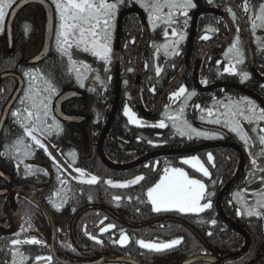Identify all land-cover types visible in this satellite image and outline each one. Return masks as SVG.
<instances>
[{"label": "trees", "instance_id": "16d2710c", "mask_svg": "<svg viewBox=\"0 0 264 264\" xmlns=\"http://www.w3.org/2000/svg\"><path fill=\"white\" fill-rule=\"evenodd\" d=\"M18 1L14 0L13 5ZM40 12V7L33 2L18 9L11 28V45L9 35L5 31L6 27L0 29V120L7 102L18 87V76L24 80V88L10 109L0 135V171L7 177L0 176L2 192L0 226L10 228L14 225L8 197L3 191H10L14 186L22 185L35 192L54 213L59 225L58 249L61 256L66 259L89 261L99 256H124L135 258L142 264H178L199 254L223 256L242 249L245 245L244 236L228 227L219 218L216 210L220 192L237 172L239 166L237 151L229 147H215L196 153L210 170V176L206 178V197L212 203L210 209L199 214L153 211V206L146 196L147 189L159 181L166 167L183 166L182 160L189 155H161L127 170H116L106 166L100 157L98 143L115 102L114 64L112 63L109 68L110 79L91 81L89 78L92 76H90L82 87L73 65L68 61L67 56L61 54L58 45L55 44L57 32L54 39L55 48L51 47L52 50L50 49L48 55L39 63L27 62L25 59L28 46L32 39L39 40L41 34ZM215 19L220 20L217 17ZM142 35L139 16L132 14L126 17L122 33L121 91L118 109L103 142L107 158L119 165L132 163L153 152L182 150L198 143L196 140L181 136L171 125H166L165 128L153 127L150 124L135 125L124 114L126 108L136 110L134 91L138 78L137 54ZM204 44V42L195 44L194 55ZM182 52L183 55L186 50L182 49ZM149 59H152L151 52L145 47L140 92L146 108L152 110L161 90L180 70L184 58L180 57L176 70L169 69L171 76L164 72L158 77L153 73L152 67L147 68ZM254 60L257 70L264 75V53L257 55L255 53ZM170 63L172 60L168 62ZM191 68L192 66L186 72L181 85L196 93L190 106L199 104L202 108L207 107L212 101L213 94L218 90L198 91ZM26 72L48 80L58 93L50 106L52 111L49 115L56 117L61 128L59 131L53 128L46 136H40L45 144L50 145L47 152L36 147L30 138L23 135L20 120L11 115L13 111L27 106L20 104V100L24 98L29 88V77L25 75ZM244 72L252 76L249 63L236 75L229 76L223 73L213 62L211 50L202 64L200 81L203 84L207 81L206 85L223 81L243 84L240 73ZM255 81V87L245 86L264 97V82ZM152 89L155 91L153 92ZM65 93L75 95L66 98L63 103L66 113L72 116L73 121L58 118L52 108L55 100ZM232 93L239 92L233 89ZM235 96L240 100L239 98L245 95L235 94ZM221 99L222 96L218 97V100ZM167 106L166 101L162 102L159 112L149 120L161 121L163 110ZM259 128H264V121L260 122L258 131ZM85 132H88V135H85ZM260 134L264 135V133ZM232 136L234 141L239 142L237 137ZM18 139H23L24 144L31 146V155L17 158L16 153L25 150L24 144L17 145ZM239 143L245 148L244 144ZM48 152H51L69 171L80 168L89 175L97 176L98 183L92 185L82 183L73 178L79 175L75 172L72 175L67 173L61 175ZM209 153L213 156L211 162L207 159ZM251 159V156H247L244 175L222 201L226 215L248 233L251 245L241 259L227 264H264V214L261 216L237 214V209L243 212V202L255 205L258 194L264 192L263 186L259 192L255 191L252 195H247V198L241 194L248 187L264 181V171L258 166L254 167ZM259 161L264 163V157L257 159V165L261 163ZM190 171L192 174H199L192 169ZM136 176H143L144 180L126 188H113L106 183L108 179L124 183ZM61 180H66V183L62 184ZM57 192L59 196L56 195ZM237 193L240 194L239 198ZM116 196L121 199L116 201L114 199ZM65 197L66 202L60 210H57L54 204L61 203ZM16 202L22 218L21 227L14 234H0V264H20L21 256L25 258L23 264H45L44 260L37 261L36 257L51 256L50 222L44 212L26 194L17 193ZM259 211L264 213V208ZM212 221L215 223L213 224ZM108 225L115 227L102 231ZM121 232L129 236V241L123 246L115 243L120 239ZM90 236H95L102 243L90 239ZM32 238L43 243L18 245L12 243L17 239L24 241ZM140 239L156 242L181 239V243L172 249L156 252L140 247L137 244ZM51 264L60 263L52 258ZM102 264L129 263L112 261Z\"/></svg>", "mask_w": 264, "mask_h": 264}, {"label": "snow or ice", "instance_id": "6c2138e0", "mask_svg": "<svg viewBox=\"0 0 264 264\" xmlns=\"http://www.w3.org/2000/svg\"><path fill=\"white\" fill-rule=\"evenodd\" d=\"M139 2V0H138ZM211 2V0H210ZM14 0H0V27L4 25L8 10L12 7ZM55 4L56 11L60 16V32L57 35L56 43L58 50L62 55L67 56L68 61L72 65H76L78 61L73 57L71 49L75 46L77 49H81L84 53H91L93 57L99 58L105 63H109L111 60V29L113 21L120 4L125 3V0H52ZM150 14V18L154 22L163 21L166 25L179 24L178 17L182 16L187 18L188 9L194 8L195 4L193 0H148L147 3H142ZM168 11L165 12L164 9ZM243 10L245 13H249L250 7L248 0H244ZM229 14L232 16L233 21L237 19L236 13L231 8L228 9ZM252 22V29L255 31L257 28V21L259 26L264 27V5L260 6L259 15L253 18L249 17ZM184 24H187V19L184 20ZM27 27V26H26ZM211 30V29H210ZM214 31V30H211ZM239 31V28H237ZM173 36L178 35L175 28L172 29ZM168 33L165 32V36ZM211 37L204 35L203 40H208ZM180 39H184L183 35H180ZM134 43V41H133ZM239 37L236 38V43L228 49V53L233 55V59L236 64H242L244 62L243 52L240 47ZM175 46V43H174ZM258 46L264 47V40L258 42ZM219 63V62H218ZM225 72L236 75L235 64L230 63L225 69ZM157 76L160 74V68L156 70ZM243 78H246L248 74L246 72L240 73ZM29 77V88L24 94V98L20 100L21 105L27 104L26 107H22L13 111L11 115L16 117L21 122L23 129V135L30 138L36 147L44 149L46 152L50 145H47L40 138L41 135H47L53 128L57 131L60 130L61 125L57 121L54 115L50 116L51 104L56 95H58L56 88L48 80H44L38 75H32L30 72L25 73ZM79 79V75L77 77ZM97 79L99 77L97 76ZM110 79V77H109ZM206 84L207 81H204ZM83 87V85H81ZM154 92L155 89H152ZM185 86H181L176 92H174L170 99L175 102L180 97H184V103L190 99L191 96L196 95L195 92H191L188 95ZM197 109H200V105H195ZM202 112H206V117L202 116L201 119L207 121L209 124L222 125L230 132L236 133L246 145L253 144L248 131L243 127L242 121L248 124H254L258 121H264V109L257 110V106L251 100H242L238 102H232L224 105V111L216 114L213 109H200ZM185 109L181 107L179 109V115L172 116L173 127L177 133L181 136H186L189 140L193 138L214 139L222 138L220 133L210 130H200L193 127L186 119H182ZM128 116L129 120L133 123L139 124L140 121L136 119L135 113H132L130 109L125 110L124 113ZM180 121L177 126L176 121ZM51 121V124H49ZM153 127L165 128L166 124L163 120L158 125H152ZM255 130V129H253ZM260 133H264V128L259 129ZM259 144L264 146V135H259ZM17 145L24 144L23 139L17 140ZM54 147V146H53ZM24 151L16 153L17 158L21 156L31 155V146L24 144ZM48 155L56 163L57 168L61 175L67 173L72 175L73 172L78 173V176H74V179L80 180L82 183L89 185L98 183L99 178L95 175H89L85 170L75 168L69 171L60 161L57 160L51 152ZM251 163L254 167H260L261 171H264V165H257V159L264 157V147L258 152L251 153ZM208 161H212V154L209 153L207 157ZM184 164H190L197 171L202 172L204 176H209L208 169L196 156L190 159L183 160ZM144 180L143 176H136L134 179L124 183H117L111 179H108L106 183L113 188H126L130 185L138 184ZM61 183H66V180H61ZM59 196V192L56 193ZM148 201L153 206V211L159 212H177L182 214H199L212 207L211 200L206 197V185L200 179L190 177L188 172L181 168H168L164 169L162 177L154 186L149 187L146 192ZM240 194L237 193L239 198ZM66 197L63 198L59 204H54L57 210L63 206L66 202ZM116 201H119L121 197H114ZM202 201H205L202 203ZM243 212L241 209H237L238 215L246 214L248 216H261L259 209L264 208V192L258 194L255 205H249L246 201L242 204ZM106 219V218H105ZM103 223V221H101ZM214 224L215 221H212ZM115 225H108L107 228L102 231H107L110 228H114ZM211 235V233H209ZM90 239L96 240L97 243L102 241L97 240L95 236H90ZM129 240V237L121 232V237L115 243L121 246ZM14 245L21 243L27 244H41L40 240L35 238L21 241L19 239L12 241ZM181 243L180 239H174L168 242H146L143 239L137 241V244L148 250L162 252L164 250L172 249ZM24 257L21 256L20 264H23ZM37 261L44 260L45 264H51L52 257H36Z\"/></svg>", "mask_w": 264, "mask_h": 264}, {"label": "flooded vegetation", "instance_id": "af4514ba", "mask_svg": "<svg viewBox=\"0 0 264 264\" xmlns=\"http://www.w3.org/2000/svg\"><path fill=\"white\" fill-rule=\"evenodd\" d=\"M21 1L22 0H19L18 2H21ZM30 2H33L35 5H38L40 7V9L43 11L42 14L40 12V18H42V17L46 18V12L44 11L43 6L41 5V3L39 1H26L23 5L29 4ZM141 2L146 3V2H148V0H141ZM216 2H218V3H216ZM193 3L195 4V7L188 9L187 18L180 16V17H178V19L180 20V23L179 24H172V25H166L163 23V21L154 22L150 18L149 12L144 7L141 6L142 4L140 3V1L138 2V0H125V3L120 4L118 6V10L116 12V14H118V16H117L118 17L117 27L119 25L120 14L122 12H124L125 10L130 9V8H138L143 12L147 27H144L142 17L139 15L138 12L129 13V14L125 15L122 19V25H124V20L129 15L135 14V15H138L140 18V23H141L143 35H142L141 41L139 43V49H138V54H137V66H138V57H140L142 70H143V62H142L143 51H144L145 47H147V49L151 52V57H152L151 60L149 59L150 63L147 65V68L152 67L153 68L152 71H153V73H155V76H157L156 70L158 67L160 68L159 76L162 75L164 72L168 73V75L171 76V72H169V69L170 70H174V69L176 70V68L178 67V62H180L178 60L180 59V57L184 58L180 70L178 71L176 76L168 84H166L164 86V88L167 87L170 83H172L179 76L180 72L183 70V68L186 65L185 72L183 74V77H182L180 84H178V86L176 88H174L173 90L167 92L161 101V106H162V102L164 103V101H166V103L168 105L163 110L162 120L165 122L166 125H171L172 127H173V121H171V119H170L171 116H169V113H170V111H172L174 109L175 106H177L178 102L184 97L183 96L180 97L175 102H173L170 99V97L174 92H176L182 86L181 83L184 80V76H185L186 72L189 71L191 66L193 68V69L192 68L191 69L193 70V76L195 78L196 66H197L198 62L200 63L199 69H198V73H199L198 75L200 76L202 64H203L207 54L210 53L211 50H212V54H213V62L215 63V65L217 67H219L223 73L228 74L229 76H231L233 74H229V73L225 72L224 69L230 63L235 64L237 73L240 70H243L245 68V66H247V64L249 63L248 51H247V48L245 46V42H246L245 38L246 37H245L244 28L242 25V20L240 18L239 13L236 10V8L231 4L230 0H211V2H210V0H193ZM233 3L240 9L241 14L243 15V18H244L246 26H247L248 35L253 40L252 41V45H253L252 53H253V55H255V53H256V55L260 54V53H264V47L258 46V42L264 40V27H259L257 25V28H256L257 32L253 31L252 22L249 19L250 16L255 18V16L259 13L260 6L264 5V0H248V4L250 7L249 13H245L243 10L244 0H237V2L235 0H233ZM52 5L54 8L55 4H52ZM229 8H231L232 11L236 13L237 19L235 20V22L233 21L232 16L228 12ZM202 9L217 10V11L225 14L227 16L229 22L220 14H217L214 12H202V13L198 14V16L196 18V26H195L194 32L192 34V29L194 27V21H195L196 13ZM54 13H55V8H54ZM214 16L219 18L220 20H218V19L216 20ZM185 19H187L186 25L184 24ZM55 21H56L55 27H59L60 19H59V17L56 18V15H55ZM7 22L8 21H7V17H6V20L4 22L5 26H2V27H8ZM12 26H13V24H12ZM42 27H45V24ZM231 27H232V29H231ZM173 28L176 29L178 35L173 36L171 34ZM237 28H239V31H237ZM210 29L214 30V31H211ZM165 32H167L169 35L165 36ZM230 32H232L231 35H230ZM43 33H44V29L41 30L39 40H37L38 42L41 43L40 50L42 49L43 42H44V34ZM191 34L193 35V37ZM255 34H257L260 37L259 41H257L256 38L254 37ZM180 35H183L184 39L181 40ZM204 35H209L211 38L208 40H203L202 37ZM191 37L193 38L192 42H190ZM237 37H239V40L241 42L240 47H241V50H242L243 55H244V62L242 64H236L235 60L232 58V54L228 53V49L230 47H232L233 44L236 43ZM34 40L36 41V39H34ZM197 42L198 43L204 42L205 44L200 50H198V53L196 55H194L195 44H197ZM54 43H52L53 49L55 48ZM142 43H143V46H142L141 54L139 56V50H140ZM174 43H175V46H174ZM164 44H166V46H167V44L169 45L166 51L165 50L163 51V45ZM182 49L186 50L185 54H183V55H182V53H183ZM161 51H162V54H161ZM49 52H50V49L48 50L46 55L43 56V58L46 57ZM38 53H39V51H38ZM26 56H27V53H26ZM159 56H161L160 57V60H162L161 62L159 61ZM170 60H172V63L168 64V62ZM254 62H255V60H254ZM109 66L111 67V62L109 65H107V69L105 70V73L103 76H99L98 74L95 73V71H92L88 76H85L86 78L84 80V83L88 81L87 78L90 76H92L91 78H89V80H91V81H95L94 79H97V76L99 77V79H97V80H100V79L104 80L106 78H109L111 76L110 71L108 69ZM247 74H248V76L246 78H243V84H237V83L236 84L239 86L243 85L242 87H244L245 85L255 87L256 86L255 80H258V79L252 74V72H251L252 76H250L249 73H247ZM241 77H242V75H241ZM84 83H83V85H84ZM223 83H229V82L224 81ZM163 89L161 90V92L158 96L156 105L158 103V100L161 96ZM233 89H235V91L239 92V93H235L237 96H241L242 94L244 95V93L240 89H236V88L231 87V86L222 87V88H219V87L214 88L211 91H216V90H218V91L215 92V94H213V98H212V101L209 103V106L202 108L200 105V109H213L215 112L217 107L224 109V102L229 101L228 99H233L236 101H240V100L242 101V100L246 99L245 96H242L239 98L240 100H238L237 97L235 96V94L232 93ZM191 92H195V91L187 89V93H185V95H188ZM220 96H222V99L218 100V97H220ZM192 99H193V96L190 97L189 106L185 108V111H184L185 112V114H184L185 118H184V116H183V118L186 119L187 121H190L191 123L196 122V124H197L198 121L201 120V117L206 114V112H202L200 109H197L195 107V105H199V104H195L193 106H190ZM156 105H155V107H156ZM160 107H159L158 111L154 115H152L151 117L155 116L159 112ZM166 111H168L167 114H166ZM174 111H176V110H173L172 114L174 113ZM215 113L218 114L217 111ZM149 119L150 118H148L147 120H142V122L144 124H150L151 126L155 125V124H159V122H160V121H157V122L152 121ZM203 126H205V125H203ZM205 127L211 128L212 126H205ZM212 128H214V127H212ZM222 128L217 127V126L214 128V129H217L218 131H221L220 133H223V135H221L222 138H218L216 140H210V142H222V141H229V140L234 141L232 135H234L235 137H238V135L236 133H233L230 131L228 132V130H226L225 128H223V129ZM258 135H261V134L258 133ZM254 136L256 137V135H254ZM237 139L240 142L239 137ZM196 141H198V143H195V145L193 144L187 148L198 146V145H203V141H201V140H196ZM196 141H194V142H196ZM203 150L192 152V154L196 155V153L201 152ZM253 152H254V150H253ZM247 154L250 156V154L248 152H247ZM172 167H174V166H172ZM259 183L255 184L251 187L258 186ZM261 188H262V186H261ZM261 188H256V189H261ZM7 197H8V195H7Z\"/></svg>", "mask_w": 264, "mask_h": 264}, {"label": "water", "instance_id": "95a60500", "mask_svg": "<svg viewBox=\"0 0 264 264\" xmlns=\"http://www.w3.org/2000/svg\"><path fill=\"white\" fill-rule=\"evenodd\" d=\"M26 1H39L41 3V5L43 6L44 11L46 12V23H45V30H44V42H43V46L42 49L40 50L39 54L36 56L37 59H42L44 55H46V53L48 52L51 42H52V38H53V34H54V27H55V13H54V8L52 6V4L48 1V0H22L21 2H19L18 4H16L13 9L11 10V13L9 15L8 18V22H7V26L10 28L12 26V23L14 21V18L16 16V13L18 11V9L26 2ZM231 4L236 8L237 12L240 15V18L242 20V25L244 28V32L246 35V40H247V44H248V49L249 52L251 54V66H252V70L255 74V76L257 77V79H259L260 81L264 82V78L262 76L259 75V72L256 70L255 68V64L252 58V50H251V45H250V40L247 34V26L245 23V20L243 18V15L241 14L240 9L233 3V0H230ZM132 12H138L139 15L142 17L143 20V25L144 27H147L145 19H144V15L143 12L138 9V8H130L125 10L124 12H122L120 14V18H119V26L117 29V34H116V42H115V68H116V97H115V102H114V106L112 108L111 114L109 116V119L106 123V126L103 130V133L100 137V141H99V154L100 157L102 159V161L104 162L105 165H107L108 167L112 168V169H116V170H127L130 169L134 166H137L141 163H144L146 161H148L150 158L152 157H156L158 155L161 154H167V153H192V152H196L199 150H203V149H210L212 147L215 146H229L231 148L236 149L239 152L240 155V165H239V169L237 171V174L235 175V177L225 186V188L221 191L218 199H217V204H216V208H217V212L218 215L220 217V219L230 228L236 230L237 232H239L241 235L244 236L246 243L245 246L242 250H240L239 252L230 254V255H224V256H217V255H213V254H206V255H196L193 257H190L182 262H180L179 264H195L198 262H208L211 264H226L227 262L230 261H234L237 260L239 258H241L249 249L250 244H251V240L250 237L248 235V233L241 228L240 226L236 225L235 223H233L228 216L225 214L223 207H222V201L224 199V197L232 190V188L236 185V183L240 180L241 176L243 175L244 172V168H245V155L242 151V149L234 144V143H226V142H213V143H206L203 145H198V146H194V147H190L187 149H183V150H175V151H158V152H154L148 155H145L143 157H141L140 159L126 164V165H117L115 163H112L111 161H109V159L107 158V156L104 153L103 150V142L105 140V137L113 123V120L115 118V114L117 112L118 109V103H119V98H120V90H121V84H120V51H121V36H122V19L125 15L132 13ZM202 12H214L217 14L222 15L228 22V18L225 14L214 10V9H202L199 10L196 13L195 16V21H194V27L192 29V34L194 32V28L196 26V18L198 16V14L202 13ZM8 28V29H9ZM232 29V27H231ZM191 34V35H192ZM232 34V32H230V35ZM229 35V36H230ZM193 37V35H192ZM191 37L190 42H192L193 38ZM142 46L143 43L141 44L140 50H139V56L141 54V50H142ZM204 52V51H203ZM202 52V53H203ZM138 79L136 82V86H135V104H136V108L138 113H140L143 117L145 118H149L152 115H154L161 104L162 98L164 97V95L169 92L171 89H173L174 87H176L179 82L182 80L183 74L185 72V67L183 68V70L180 72L179 76L172 82L170 83L167 87L164 88V90L161 93V96L158 100V103L155 107V109L153 111H148L142 102L141 96H140V85H141V77H142V67H141V61H140V57H138ZM199 62L196 66V72H195V84L197 86L198 89H200L201 91H209L212 90L214 88H218V87H234L237 89H240L241 91H243L244 93L250 95L251 97H253L254 99H256L262 106H264V98L260 95H258L257 93L244 88L242 86L239 85H235V84H225V83H220V84H215L212 86H208V87H203L199 81V73H198V69H199ZM23 87V81L22 78H19V86L17 88V90L15 91V93L13 94L12 98L10 99V101L8 102V104L5 107V110L3 112L1 121H0V134L1 131L3 129L4 123L6 121L7 118V114L10 110V108L12 107L13 103L15 102V100L17 99V97L19 96L21 90ZM67 97H65V95L61 96L54 104V112L55 114L63 119V120H67V121H73L72 117H69L67 115V113H65L64 109H63V103L65 101L66 98H70L71 96L68 94H66ZM0 176L3 178H7L5 176V174L3 172L0 171ZM18 192H23L25 193L38 207H40V209L45 213V215L47 216V218L50 221L51 224V251H52V255L53 257L59 261L61 264H102L105 262H112V261H119V262H125V263H129V264H141L139 261H137L134 258H129V257H123V256H99L95 259L89 260V261H83V262H77V261H71L68 259L63 258L59 251H58V247H57V241H58V234H59V228H58V222L53 214V212L47 207V205L32 191L30 190L28 187L26 186H22V185H17L15 187H13V189L10 191V195H9V204L14 216V220L15 223L12 227L10 228H4L0 226V234L3 235H11L16 233L20 226H21V215H20V211L18 208V205L16 203V194ZM0 194H2V192L0 191Z\"/></svg>", "mask_w": 264, "mask_h": 264}, {"label": "rangeland", "instance_id": "374dc122", "mask_svg": "<svg viewBox=\"0 0 264 264\" xmlns=\"http://www.w3.org/2000/svg\"><path fill=\"white\" fill-rule=\"evenodd\" d=\"M140 1V3L142 4V3H145V2H141V0H139ZM147 3V2H146ZM55 8V15H56V18H58L59 17V19H60V16H59V13L56 11V7H54ZM164 11L165 12H167L168 11V9L167 8H165L164 9ZM10 9L8 10V15L6 16L7 18L9 17V15H10ZM42 10H41V14H42ZM259 15V13L256 15V16H258ZM118 14H116V16H115V19H114V21H113V25H112V29H111V48H112V51H113V45H114V33H115V29H116V27H117V20H118ZM44 22H45V17L43 18H41ZM6 20V19H5ZM257 25L259 26V21H257ZM260 27V26H259ZM255 31H256V29H255ZM59 32H60V21H59V27H57V34H56V39H57V35L59 34ZM257 32V31H256ZM258 34V33H257ZM169 35V34H168ZM259 37V36H258ZM35 39V38H34ZM33 39V41H32V43H31V46H30V48H29V51H28V58H30V57H34L36 54H38V51H40V45H41V43L40 42H38V41H35ZM57 44V43H56ZM168 44H167V46H166V44H164L163 45V51L165 50H167V48H168ZM71 51V53H72V55H73V57L78 61V63L76 64V65H73V67H74V70L77 72V76L79 75V81H80V83L81 84H83V82H84V78H85V76H88L92 71H95V73L96 74H98L99 76H103L104 75V73H105V70H106V68H107V64L108 63H105L104 61H101L99 58H96V57H93L92 55H91V53L89 52V53H84L81 49H77L75 46H73V48L70 50ZM161 54H162V51H161ZM111 56H112V53H111ZM160 57L161 56H159V61L161 62L162 60H160ZM232 58H233V55H232ZM189 101H190V99L187 101V103L185 104L184 103V98H182L179 102H178V104H177V106H175L174 107V109L173 110H176V111H174V113L172 114V112H173V110L172 111H170V113H169V116H177V115H179V109L181 108V107H184V109L186 108V107H188L189 106ZM230 101H232V100H229V101H225L224 102V105L225 104H227V103H229ZM232 102H234V101H232ZM127 109H130V108H127ZM131 110V109H130ZM257 110H259V109H257ZM218 112V114L220 113V112H222V111H224V109L223 108H216V110H215V112ZM131 112L132 113H135L133 110H131ZM184 114H185V112L183 113V116H184ZM183 116L181 117L182 119H184L185 118V116H184V118H183ZM203 116H205L206 117V114L205 115H203ZM135 117H136V119L137 120H139L140 121V123L139 124H141V119H140V117L135 113ZM171 121H173L172 119H171ZM188 123H190L193 127H195V128H197V129H200V130H210V131H216V132H218V133H220L217 129H214L216 126L217 127H223L222 125H215V124H209V123H207V121H206V119L205 120H199L198 121V123L196 124V122H190V121H187ZM133 123V122H132ZM134 124H137V123H134ZM176 124H177V126H179V124H180V121L178 120V121H176ZM242 124H243V127H244V129L246 130V131H248V133H249V136L251 137V139H252V141H253V143H254V139H253V137H252V134H251V131H253V130H251V131H249L250 130V126L249 125H247V123L245 122V121H242ZM203 125H205V126H212V127H214V128H209V127H205V126H203ZM223 128H225V127H223ZM226 130H228L227 128H225ZM254 132V131H253ZM87 133V134H86ZM85 135H88V132H85L84 133ZM221 135V134H220ZM216 139H218V138H214V139H204V138H193V140H201V141H210V140H216ZM254 146V145H253ZM191 157H193V156H191ZM191 157H188V158H185V159H190ZM196 157H198L199 159H200V161L203 163L204 161L199 157V156H196ZM184 159V160H185ZM261 163H263V162H261ZM204 164V163H203ZM188 165H190V164H188ZM258 165H264V163L263 164H258ZM191 166V165H190ZM205 166V165H204ZM260 168V167H259ZM181 169H183L184 171H186V172H188V174H189V176L190 177H193V178H196V179H200L203 183H205V181H204V177L203 176H199V175H197V174H191L190 173V171L187 169V168H185V167H181ZM198 172V171H197ZM193 173H196V172H193ZM201 177H203V178H201ZM205 185H206V183H205ZM261 186H264V183H259L258 184V186H255V187H249L247 190H244V191H242V195L243 196H245L246 198H247V195H252L253 194V192L255 191V189L256 188H261ZM206 190H207V185H206ZM259 190L260 189H256V191H258L259 192ZM239 192V191H238ZM240 193V192H239ZM205 201H202V203H204ZM241 202V201H240ZM127 235V234H126ZM128 236V235H127ZM129 237V236H128ZM181 240V239H180ZM129 241V240H128ZM127 241V242H128ZM146 242H156V241H147V240H145ZM126 242V243H127ZM166 242H168V241H166ZM158 243H163V242H158Z\"/></svg>", "mask_w": 264, "mask_h": 264}]
</instances>
